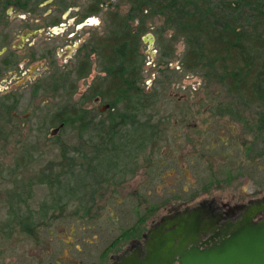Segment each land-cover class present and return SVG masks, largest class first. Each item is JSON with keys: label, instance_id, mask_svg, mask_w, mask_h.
<instances>
[{"label": "rangeland", "instance_id": "obj_1", "mask_svg": "<svg viewBox=\"0 0 264 264\" xmlns=\"http://www.w3.org/2000/svg\"><path fill=\"white\" fill-rule=\"evenodd\" d=\"M24 22L16 19L13 24L22 25ZM149 24L148 33H153V30L161 26L162 19L156 17ZM93 28L87 26L85 30ZM40 38L38 41L43 39ZM62 39L56 37L53 42L60 43ZM147 41L141 46L146 59L140 85L146 91H156V94L155 103L142 112L140 121L144 123L150 119L160 130L168 129L159 132L156 138H151L152 129L148 124H139L137 131H132L129 126L123 128L128 138L119 140L120 149L108 151L109 155L104 159V166L112 163L110 168L100 170L96 163L99 172L93 171L97 178L114 175V181L117 182L114 185L102 187L95 182L93 175H87L79 169L78 179L71 181V185L80 184L78 196L92 206L88 214L84 210L75 213L78 200L65 209L60 208L67 200L63 190L37 184L36 176L50 161H61L62 145H67L71 156L77 155L73 150V146L77 145L91 152L92 140L97 141L96 131L89 129L80 137L79 128L68 126L57 133L52 127L43 128L40 114L43 115L41 109L47 104H50L54 113L66 100L78 104L83 102L82 93L88 84L93 83L98 68L80 84L78 81V88L73 94L65 88L60 93L42 91L32 96L30 89H22L24 96L18 108L19 115L23 121L24 116L32 110L38 116L32 115L25 126L17 122L19 130L10 137L11 143L0 141V264H113L112 255L121 253L129 240L147 231L154 219L178 206L183 208L213 198L229 201L264 196V153L261 154L264 152L263 138L249 143L247 150L242 142H251L253 135L241 132L243 127L227 117L212 115L209 106L218 99L214 94H218L222 88L216 83L209 86L202 74L183 70L181 58L186 48L183 39L175 44L174 54L168 63L159 61L157 41L149 47ZM58 59L61 64L65 62L60 57ZM85 102L90 109H102L100 100ZM246 115L254 118L248 109ZM144 129L148 130L146 136L150 139L143 149L140 139L145 134ZM230 129L240 133L236 140L231 138ZM11 130L6 125V131ZM17 137L21 139L18 143ZM220 137L227 141L223 142ZM27 148H31L32 155L25 159L31 163L23 169L14 170L16 161L25 162L21 158ZM210 153L214 154L209 156ZM211 164H214L218 172V182L206 187L210 180ZM228 171L234 177L229 181L225 178ZM30 177L35 183L31 187V198L28 199L32 209L38 211L49 204L55 207L49 209L46 218L37 212L35 221L38 223L39 238L29 237L16 228L7 239L4 226L9 216L7 192L22 191L23 188L18 185L19 179L27 182ZM93 191L96 194L92 195ZM24 196L28 197L27 194ZM151 205L157 209L147 214ZM140 216L146 217L141 232L118 241L105 253L112 241L133 226Z\"/></svg>", "mask_w": 264, "mask_h": 264}, {"label": "trees", "instance_id": "obj_2", "mask_svg": "<svg viewBox=\"0 0 264 264\" xmlns=\"http://www.w3.org/2000/svg\"><path fill=\"white\" fill-rule=\"evenodd\" d=\"M101 1L105 3L107 0ZM105 13L106 34L99 38L98 47L102 57L101 66L107 76L92 84L89 92L82 95L83 102L80 104L66 100L57 112L53 113L50 104L41 109L43 115L40 114V122L44 129L52 127L59 133L66 127L73 126L79 128L80 137L89 129L96 131L97 141L92 140L91 152L77 145L73 146L77 155L71 156L67 145H62L61 161H50L36 176L37 184L63 190L67 200L60 208L65 209L67 205L71 206L72 202L78 200L75 213L84 210L88 214L92 206L84 203L82 197L78 196L80 184L71 185V181L78 179L79 169L95 177L99 169L110 168L112 163L104 166V159L109 155L108 151L120 149L119 140L128 138L123 128L129 126L132 131H137L139 124H148L152 129L151 138H156L159 132L168 129L160 130L150 119L144 123L140 121L142 112L155 103L156 91H146L140 85L143 82L144 63L140 61L138 50L142 46V36L150 30L149 23L156 17L162 19L161 26L152 31L158 43L159 61L168 63V59L174 54L175 44L183 39L186 42L181 58L183 70L202 74L209 86L216 83L222 88L218 94H214L218 99L209 106L212 115L227 117L243 127L241 132L252 134L251 142H242L247 150L249 143L261 138L264 140V0H116ZM89 68V62L81 61L77 65V71L81 75L82 69L88 71ZM40 87L44 93H60L66 88L73 94L78 88V82L61 73L52 81L40 82L38 88ZM221 94L224 96H220ZM92 99L100 100V106L108 105V109L99 111L88 108L85 101ZM247 109L253 113L254 118L247 117ZM30 113L31 117L34 114L38 116L34 110ZM5 116L0 119V141L4 140L3 143L8 144L11 143L10 137L19 130V126L17 122L12 121L8 108ZM30 118L24 121L27 123ZM150 118L153 119L152 116ZM6 125L11 127L10 132L6 131ZM230 130L231 138L236 140L240 133L234 129ZM147 131L144 129L145 134H142L140 139L143 149L149 144ZM220 138L223 142L227 141L223 137ZM20 141L17 137L16 143ZM30 149L27 148L21 158L25 162L16 161L14 170L23 169L31 163L25 159L32 155ZM213 154L210 153L209 156ZM210 166V180L206 187L218 182V172L214 169V164ZM225 178L229 181L234 177L228 171ZM95 182L102 187L117 183L114 181V175L95 177ZM34 184L32 177L28 178L27 182L19 179L18 185L23 188L22 191L7 192L9 216L4 224L7 239L16 228L29 237L39 238L38 223L35 221L37 212L46 218L49 209L55 207L49 204L42 206L38 211L32 209L28 199L31 198V187ZM94 194L95 191L92 192V195ZM156 209L155 205H151L147 214ZM145 219L146 217L140 216L133 226L125 229L112 241L105 253L118 241L139 234Z\"/></svg>", "mask_w": 264, "mask_h": 264}, {"label": "flooded vegetation", "instance_id": "obj_3", "mask_svg": "<svg viewBox=\"0 0 264 264\" xmlns=\"http://www.w3.org/2000/svg\"><path fill=\"white\" fill-rule=\"evenodd\" d=\"M112 2L113 0H107L105 3L101 0H0V119H4L8 108V112L12 114V121L25 126L27 123L18 112L24 96L22 89L24 91L25 88L30 89L31 95L36 96L37 92L43 91L42 87L38 88L40 82L52 81L61 73L79 81V84L89 78L96 68L98 70L93 83L107 76V72L101 66L102 57L98 46L99 38L106 34L105 12ZM16 19L25 22L22 25H15L13 21ZM87 26L95 28L86 31ZM148 34L147 32L142 36V45ZM153 36L155 42L156 36L154 34ZM38 37L43 39L38 41ZM56 37H63L62 42L54 43ZM147 43L149 47L150 41ZM138 54L140 61L144 63L146 57L142 47ZM57 56L65 62L63 64L58 62ZM81 61L90 64L88 71L85 69L80 71L83 76L77 71V65ZM93 83L88 84L82 95L89 92ZM106 109L108 105H102L101 111ZM30 117L29 112L24 119ZM262 200L264 196L229 201L213 198L194 205H185L183 208L178 206L173 211L154 219L147 231L129 240L121 253L112 255L113 264L118 263V257L127 252L137 250L141 254L149 233L160 225L166 216H174L187 208L202 204L211 205L208 211H211L213 217L218 220V226L225 227L228 223L242 218L251 205ZM263 219L264 211L254 217L255 222ZM208 236L209 234H204L202 237L205 239Z\"/></svg>", "mask_w": 264, "mask_h": 264}, {"label": "water", "instance_id": "obj_4", "mask_svg": "<svg viewBox=\"0 0 264 264\" xmlns=\"http://www.w3.org/2000/svg\"><path fill=\"white\" fill-rule=\"evenodd\" d=\"M150 44L154 36L146 37ZM211 205L187 208L166 216L137 250L118 257L116 264H264V219L254 217L264 211V200L249 207L242 218L225 227L218 226ZM204 234H209L203 238Z\"/></svg>", "mask_w": 264, "mask_h": 264}]
</instances>
